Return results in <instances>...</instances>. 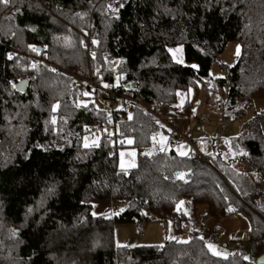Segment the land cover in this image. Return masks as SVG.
I'll use <instances>...</instances> for the list:
<instances>
[{
  "label": "trees",
  "instance_id": "16d2710c",
  "mask_svg": "<svg viewBox=\"0 0 264 264\" xmlns=\"http://www.w3.org/2000/svg\"><path fill=\"white\" fill-rule=\"evenodd\" d=\"M232 41L241 56L214 81L211 65ZM179 44L196 67L172 59ZM92 77L103 90L86 82ZM198 82L207 91L228 85L224 121L264 98V0L0 2V264H258L264 113L226 142L228 160L222 151L195 162L161 148V133L175 140L167 123L185 114L176 92ZM129 147L137 164L122 169L118 151ZM184 199L191 214L178 210ZM96 202L126 208L94 215ZM202 206L210 216L246 213L252 259L214 256L195 230L185 243L115 244L118 223L171 222L178 234L183 222L195 227Z\"/></svg>",
  "mask_w": 264,
  "mask_h": 264
},
{
  "label": "rangeland",
  "instance_id": "374dc122",
  "mask_svg": "<svg viewBox=\"0 0 264 264\" xmlns=\"http://www.w3.org/2000/svg\"><path fill=\"white\" fill-rule=\"evenodd\" d=\"M116 2V1H114ZM117 6H113V12L117 11ZM91 27V24L90 26ZM172 59L181 65H190L196 67L195 64H188L185 59L184 46L182 44L169 48ZM241 44L239 41H232L227 44L224 51L218 54L210 68V75L215 81L216 79H226L227 70L235 66L241 56ZM114 64V60H112ZM117 66V64H116ZM115 66V67H116ZM228 94V85L219 86L213 84L210 91H207L202 83L192 85L187 89H180L176 92V110L185 111V114L178 119L180 131L195 147L202 150L207 156H215L219 151L223 152V158L228 160L232 158L226 151V142L231 138L245 136L249 134L247 124L257 115L264 113V98L254 101V104L248 109L246 114L237 120H223L220 107L226 100ZM101 108L104 109L106 102H100ZM116 109L120 105L115 106ZM130 114H132L130 109ZM203 117L205 123L199 122ZM108 133L110 129H107ZM261 131L264 134V119L261 122ZM161 148L167 150H175V152L183 157L191 158V144L187 140L183 142H170V136L161 133ZM214 139V141H212ZM87 145L96 143L95 138L85 140ZM137 150L129 147L119 149L118 165L122 169L134 168L137 164ZM249 167L243 165V169ZM126 208V203L118 204L106 202L97 206L93 205L94 215L113 214V212H122ZM178 210L191 214L188 200H182L178 204ZM197 220L194 221L195 227L192 228L183 222L181 231L177 234L173 231L171 222H150L144 225L137 223H118L114 229V240L117 247H128L135 245L137 247L164 246L166 242L178 240L179 242H189L193 237L192 231L195 230L197 236L205 241L209 252L216 257L228 259L240 252L246 259H252L253 251L250 241V221L245 212L239 211L230 216H210L206 207H199L196 213ZM216 221L223 226L220 234L219 242L210 244L208 242L209 235L207 230L211 229ZM18 230V229H17ZM210 233V232H209ZM208 245H213L209 248ZM264 256V242L263 254Z\"/></svg>",
  "mask_w": 264,
  "mask_h": 264
},
{
  "label": "built area",
  "instance_id": "2783aa9c",
  "mask_svg": "<svg viewBox=\"0 0 264 264\" xmlns=\"http://www.w3.org/2000/svg\"><path fill=\"white\" fill-rule=\"evenodd\" d=\"M51 70H54L56 72H60V69L54 65L51 66ZM86 82L89 83L94 89H102V86L100 85V81L98 79H95L94 77H92L90 79H86ZM107 92L111 96L110 98H112L113 91H107ZM110 107H112V104H110ZM110 107L108 106V112L110 111ZM113 114H114V111H113ZM199 122L205 123L206 121L203 117H201L199 119ZM167 125L170 128V130L172 131L173 137H174L176 142L180 143V142H183V140H187V141H189L190 144H192V142L190 140L185 138L184 135L178 131V125L177 124L167 123ZM190 156H191V159L195 162H206L207 161L205 153L201 150H198V149H193V152L191 153ZM222 231H223L222 224L221 223L215 224L214 228L209 233L208 242L210 244L218 243L219 237H220V234Z\"/></svg>",
  "mask_w": 264,
  "mask_h": 264
},
{
  "label": "water",
  "instance_id": "95a60500",
  "mask_svg": "<svg viewBox=\"0 0 264 264\" xmlns=\"http://www.w3.org/2000/svg\"><path fill=\"white\" fill-rule=\"evenodd\" d=\"M26 86H27V81H24V82L20 83L17 88L19 91H23V90H25ZM257 263L258 264H264V256H261L259 259H257Z\"/></svg>",
  "mask_w": 264,
  "mask_h": 264
},
{
  "label": "crops",
  "instance_id": "0c3cea01",
  "mask_svg": "<svg viewBox=\"0 0 264 264\" xmlns=\"http://www.w3.org/2000/svg\"><path fill=\"white\" fill-rule=\"evenodd\" d=\"M202 151V150H201ZM191 152H192V149H191ZM191 154V153H190ZM106 202H96V203H93V205H95V204H97V206L98 207H100V205H102V204H105ZM112 213V212H111ZM217 223H220L219 221H216L215 223H214V225H212L213 227L211 228V229H208L206 232H207V234L209 235V232L214 228V226H215V224H217Z\"/></svg>",
  "mask_w": 264,
  "mask_h": 264
},
{
  "label": "snow or ice",
  "instance_id": "6c2138e0",
  "mask_svg": "<svg viewBox=\"0 0 264 264\" xmlns=\"http://www.w3.org/2000/svg\"><path fill=\"white\" fill-rule=\"evenodd\" d=\"M0 2L7 4V3H8V0H0ZM231 210H232V209H229V211H231ZM208 247L211 249V248H213L214 246H213V245H208Z\"/></svg>",
  "mask_w": 264,
  "mask_h": 264
}]
</instances>
